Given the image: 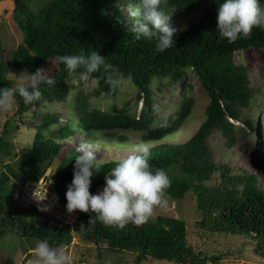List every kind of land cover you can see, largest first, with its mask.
Listing matches in <instances>:
<instances>
[{
  "label": "trees",
  "instance_id": "1",
  "mask_svg": "<svg viewBox=\"0 0 264 264\" xmlns=\"http://www.w3.org/2000/svg\"><path fill=\"white\" fill-rule=\"evenodd\" d=\"M3 1L14 2V21L21 27L25 42L19 45L8 66L0 59V87L14 85L8 77L10 67L28 73L41 67L46 69L53 61L57 63L55 72L49 75L54 82L40 86L41 97L37 101L26 105L17 97L18 115L34 110V116L38 117L45 101L62 102L70 90L69 78L79 77L83 69L69 73L59 57L93 50L105 56L110 65L108 72L120 73L125 78L131 73V83L137 87L144 107L139 118L127 110L119 114L106 112L93 108L90 96L82 91L76 96L75 119L67 124H61L59 114L44 113L30 150L19 158L28 172L15 174L19 184L16 195L11 190L12 176L7 171L0 173V239L9 233L29 240L47 239L52 246L71 244L72 225L35 206H26L22 202L25 187L44 176L48 162L77 133L90 135L99 130L105 133L107 142L126 145L131 142L124 134L127 132L150 142L153 169H163L170 179L165 195L181 200L193 192L204 220L215 231L252 237L257 240L255 254L264 258V191L255 175H230L227 166H218L209 144V138L217 131L229 147L236 143V122L242 121L243 114L251 107L256 90L250 87L247 68L236 64L235 54L250 48L264 49V20L253 27L249 37L230 44L217 31V8L222 0H162L161 7L171 17L177 33L173 46L158 52L155 39H136L131 31L132 18L127 9L134 7L137 0H50L37 12L29 9L32 0H0V3ZM259 3L264 8V0ZM195 12L202 14L191 26L179 23ZM3 50L0 37V55ZM108 72L101 69L88 76L96 82L95 97L118 96L120 89L113 90L107 83ZM188 72L199 78L209 103L205 120L194 135L185 142L172 143L169 139L177 137L185 126L195 100L187 98L177 115L167 117L166 125L161 124L154 119L152 84L162 78L179 84ZM156 124L159 125L153 128ZM246 124L248 129L255 130L252 121L247 120ZM14 133L15 127L6 122L0 135V154L11 145ZM67 150L68 155L53 180L65 209L67 185L73 179L75 159L79 155L74 146H68ZM118 161H103L100 172L92 178V193H97L105 183L106 172ZM220 169L222 183L209 187L207 181ZM72 213L78 216L76 226L85 241L105 243L112 252L136 253L135 264L149 258L176 264H221L226 256L195 251L188 245L186 222L178 218L151 216L142 225L129 223L118 229L96 220L95 213L79 210ZM253 233L255 237L251 236Z\"/></svg>",
  "mask_w": 264,
  "mask_h": 264
},
{
  "label": "rangeland",
  "instance_id": "2",
  "mask_svg": "<svg viewBox=\"0 0 264 264\" xmlns=\"http://www.w3.org/2000/svg\"><path fill=\"white\" fill-rule=\"evenodd\" d=\"M49 1L32 0L28 6L31 11L37 12ZM14 9V2L3 1L0 3V37L4 46L0 59L5 62L6 66L11 63L19 45L25 42L21 27L14 21ZM201 14V12H195L180 19L179 23L189 27L200 19ZM235 61L236 64L247 68L250 87L256 90L255 98L251 107L243 114L242 121L236 122L235 145L229 147L226 144L227 140L220 131L212 134L209 138V144L214 161L218 166H227L230 175H255L259 182V188L264 191V49L250 48L237 52ZM56 68L57 63L53 61L46 67L47 74H53ZM24 71L10 67L8 77L15 83L17 76ZM27 74L25 71L24 75ZM68 85L70 90L65 99L62 102L45 101L44 108L41 109L38 117L34 116V110L24 115H18L17 102L11 111H0V135L3 133L6 122L9 121L11 126L15 127L11 145L0 154V173L7 171L12 176L11 190H13L14 195H16L19 186L15 174L23 175L28 172V169L19 162V158L30 150L35 138L36 126L41 123L40 118L44 113L59 114L62 119L61 124H67L72 118L75 119L76 96L82 91L90 96V104L93 108L106 112L119 114L122 110H127L131 115L139 118L144 107L142 99L138 98L137 87L131 82L126 81L123 84L115 99H108L105 95L95 97L94 91L97 85L91 77L84 81H81L79 77H70ZM152 90L154 92V119L165 125L167 124V117L177 115L182 103L187 98L195 100L193 113L185 126L179 130L177 137L169 139L172 143L185 142L194 135L205 120V109L209 103L208 95L199 78L194 73L188 72L185 79L179 84H174L166 78L155 79ZM247 120L252 121L255 125L254 131L248 129ZM158 125L156 124L153 128ZM124 134L131 141L129 144L118 145L107 142L104 132L100 137H96L94 134L77 133L75 139L67 141L62 152L51 162H48L44 175L48 179L55 180L56 171L68 155V146H74L77 149L86 138L99 140L102 145H108L106 150L97 153L98 159H103L104 162L120 160L130 154L132 147L142 140L133 134L127 132ZM222 181V170L220 169L207 181V185L215 187L220 185ZM104 184L98 191L102 190ZM26 198L29 199L28 201L32 200V197L28 195ZM164 199L167 201L166 205L163 207L156 206L152 216L173 217L185 221L188 228V245L195 251L209 255L226 254L221 264H264V258L255 254L257 240L245 235L215 231L211 227V223L204 220L203 214L197 206V197L193 192H189L181 200L171 199L165 194ZM33 201L42 204L37 197H33ZM67 216L68 222H70L68 224L72 225L74 236L71 244L62 246L70 256L68 264H135L136 253L129 251L112 252L105 243L97 245L85 241L76 226L78 216L74 213H67ZM251 236L255 237V234L253 233ZM37 242L32 239H23L14 234H6L0 239V264H29L33 259L31 250ZM140 264L176 263L149 258Z\"/></svg>",
  "mask_w": 264,
  "mask_h": 264
},
{
  "label": "clouds",
  "instance_id": "3",
  "mask_svg": "<svg viewBox=\"0 0 264 264\" xmlns=\"http://www.w3.org/2000/svg\"><path fill=\"white\" fill-rule=\"evenodd\" d=\"M161 4L162 0H137L134 7L127 9L132 18L131 31L136 39H155L158 52L172 47L177 33L170 22L171 17ZM216 19L219 36L231 44L250 36L253 27L264 19V8L259 0H222ZM59 59L69 73L83 69L79 72L81 81L101 69L108 72L110 68L105 56L95 50L62 55ZM25 71L17 76L13 86L0 87V111H11L17 97L26 105L37 101L41 97L40 86L54 82L45 68L28 71L27 75H24ZM132 79L131 73L126 78L120 73L108 72L107 75V83L113 90L122 89L123 84L126 81L130 83ZM94 135L100 137L102 133L97 130ZM107 148L108 145H102L99 140H84L79 144L73 179L65 193L66 210L69 213L76 210L95 213L96 220L118 229H123L129 223L142 225L152 216L156 206L166 205L164 194L170 179L163 169H153L150 163L151 144L140 140L132 147L130 154L106 172L104 187L94 194L90 191L92 178L100 172L103 163V159L97 158V153ZM31 251L33 259L29 264H68L70 260L62 247L52 246L47 239L39 240Z\"/></svg>",
  "mask_w": 264,
  "mask_h": 264
},
{
  "label": "built area",
  "instance_id": "4",
  "mask_svg": "<svg viewBox=\"0 0 264 264\" xmlns=\"http://www.w3.org/2000/svg\"><path fill=\"white\" fill-rule=\"evenodd\" d=\"M27 195L32 197L31 201H28L29 199L26 198ZM33 197H37L42 204L40 205V203L37 204L34 202ZM22 202L26 206L37 207L39 210L57 218V220L64 222L65 224L70 223L67 219V213L69 212L60 203V198L55 188L54 181L52 179H48L45 175L37 183L27 184ZM43 208H48L49 210H42Z\"/></svg>",
  "mask_w": 264,
  "mask_h": 264
}]
</instances>
